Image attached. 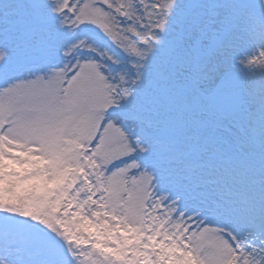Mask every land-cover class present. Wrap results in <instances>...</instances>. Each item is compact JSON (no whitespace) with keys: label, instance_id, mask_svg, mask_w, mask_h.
<instances>
[{"label":"snow or ice","instance_id":"obj_1","mask_svg":"<svg viewBox=\"0 0 264 264\" xmlns=\"http://www.w3.org/2000/svg\"><path fill=\"white\" fill-rule=\"evenodd\" d=\"M0 264H264V0H0Z\"/></svg>","mask_w":264,"mask_h":264}]
</instances>
